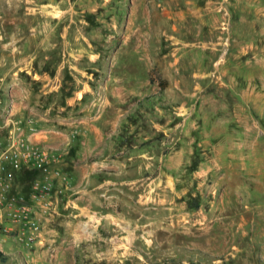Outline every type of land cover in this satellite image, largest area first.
Masks as SVG:
<instances>
[{"label":"rangeland","instance_id":"1","mask_svg":"<svg viewBox=\"0 0 264 264\" xmlns=\"http://www.w3.org/2000/svg\"><path fill=\"white\" fill-rule=\"evenodd\" d=\"M184 1L0 0V140L71 145L37 237L0 222V264H264V0L258 34L246 0ZM109 77L131 78L132 159L96 189L79 129Z\"/></svg>","mask_w":264,"mask_h":264},{"label":"built area","instance_id":"2","mask_svg":"<svg viewBox=\"0 0 264 264\" xmlns=\"http://www.w3.org/2000/svg\"><path fill=\"white\" fill-rule=\"evenodd\" d=\"M30 131L31 136L26 137L16 127L5 140H0V222L7 218L12 225L28 229L32 242L44 218L55 207L52 199L55 183L68 180L61 169L64 153L45 148L39 143L36 130L32 127ZM28 169L38 172L39 178L32 182L28 194L13 192ZM1 226L0 223V231Z\"/></svg>","mask_w":264,"mask_h":264},{"label":"crops","instance_id":"3","mask_svg":"<svg viewBox=\"0 0 264 264\" xmlns=\"http://www.w3.org/2000/svg\"><path fill=\"white\" fill-rule=\"evenodd\" d=\"M249 1V2H248ZM185 4H190L191 0H185ZM247 4H250L252 6L253 10V18L254 20L251 25L252 32L255 31L257 33V29L259 28V22L258 17H260V12L257 10L255 11L254 3L251 0L245 1ZM255 12L258 13V15H255ZM261 18V17H260ZM262 19H264L262 17ZM257 27V28H256ZM258 34V33H257ZM155 50L148 49L146 54H144L145 58H149V56H153L151 52ZM152 79L148 78L144 80V82L149 83ZM114 83L116 86L114 88L109 87L110 84ZM131 83L130 77H109L106 78L102 84L105 85L104 90L105 93H101L102 98L99 97V99H102V103H99L98 109L99 113L96 117L93 118V122L89 123L90 125L87 127H83L79 129L80 131V138H82V147H84L83 151H86L89 156H93L92 163H91V171L92 174H98L99 172H105L107 174V177L104 178V181L102 184H98L96 189L99 188H109L112 185H115L114 183V172H117V170L120 168V165H123L124 162H120L115 159V157H118V159L121 158H128L131 153V146L125 145L124 140L122 139V132L124 130H127L126 124L127 121V114L128 110L126 109L129 106V101L131 100V91L129 89V86H126ZM86 96H90V99L92 97L95 99L97 96H99V93H96V91L92 90L90 94L85 93ZM84 97V95H83ZM81 97H77V100L80 101ZM146 110V109H145ZM101 112L106 113V115L109 117H113L112 119L107 118V122L104 121V118L101 117ZM243 124L241 123V126ZM109 133V134H108ZM114 134V136L112 135ZM59 136L61 137L60 143L57 145V148L55 147H49L47 145L46 137L41 140L40 137L37 136L39 143L43 145L45 148H48L52 151H60L64 153V162L61 164V169L66 176V166L68 165V146H71L68 142V136L65 133L59 132ZM254 145V144H253ZM87 146L88 148H85ZM137 148L136 151L137 157L142 158L145 155L144 151H141L139 146H134V149ZM117 152L114 157L111 156V150ZM144 152V153H143ZM132 157L128 158V161H130ZM125 166V165H123ZM116 175V174H115ZM63 182L57 181L55 183V187L57 185H62ZM257 202V201H256ZM260 202V201H259ZM261 203V202H260ZM258 207V206H257Z\"/></svg>","mask_w":264,"mask_h":264},{"label":"trees","instance_id":"4","mask_svg":"<svg viewBox=\"0 0 264 264\" xmlns=\"http://www.w3.org/2000/svg\"><path fill=\"white\" fill-rule=\"evenodd\" d=\"M0 257H2V253L0 252Z\"/></svg>","mask_w":264,"mask_h":264}]
</instances>
